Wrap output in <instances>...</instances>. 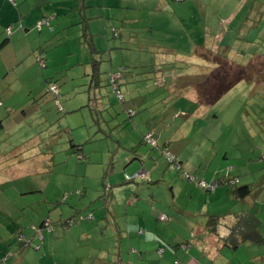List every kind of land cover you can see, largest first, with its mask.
<instances>
[{"label":"rangeland","instance_id":"obj_1","mask_svg":"<svg viewBox=\"0 0 264 264\" xmlns=\"http://www.w3.org/2000/svg\"><path fill=\"white\" fill-rule=\"evenodd\" d=\"M204 1L208 5L214 1L222 3ZM94 3L85 9V14L91 18L90 31L100 52L98 85H91L92 57L77 23L78 12L62 11L54 30L45 27L41 33L45 69L38 68L35 60L32 63L25 48L14 59L10 54L0 59V264H214L204 248L197 251L201 244L213 243L203 238L209 234L197 224L203 225L206 215L251 208L253 198L234 200L222 187L216 194L193 189L188 198L189 186L183 175L194 171L187 166L177 170L166 161V153L143 142V136L150 128H157L154 139L158 146L162 148L168 138L172 139L173 146L189 156L190 167L204 166L203 160H207L205 167L213 162L209 178L213 173L219 178L232 165L235 167L230 177H238L237 186L250 184L252 191L264 188V80L242 81L215 104L199 105L189 117L194 105L180 99L179 105L170 106L168 84L159 87L156 83H162L163 76L158 78L152 72L154 80L150 83H155L154 88L137 90L147 87L148 75L144 72L151 71L148 65L157 61L151 52V37L144 34L147 25L123 24L128 11L122 8L137 4L136 13L129 11V18L139 17L144 22L146 17L156 19V3L163 8L171 4L166 0H100L101 9L107 12L105 19L104 13L99 17ZM65 6L72 5L66 2ZM260 12L264 14L261 10L250 11V15L255 17ZM253 21V40L235 45L238 52L260 50L264 55V19ZM207 26L208 31L218 29L215 24ZM113 30H118L121 37L114 38ZM131 30L136 41L129 37ZM159 32H154L155 39L162 37ZM23 43L17 47H23ZM177 46L178 51L192 48L189 42ZM238 58L240 61L242 55ZM168 63L174 68L171 79L180 87L187 83V77H181L186 74L185 69L189 75V70L195 73L197 67L199 72L202 67L210 68L196 62H191L193 68L177 65L174 60ZM260 66L264 68V63ZM120 69H125L121 86L124 103L118 100L108 80L109 73ZM200 79L201 75L194 82ZM49 85L57 86V97L49 92ZM154 89L161 98L149 105L143 95ZM128 91L132 92V100L125 95ZM129 112L139 118H130ZM168 115L177 121L172 126L164 121ZM73 145L82 146V150ZM169 153L173 155L172 150ZM225 153L229 160H220ZM133 154L150 156L145 164L150 172L146 182L134 176L136 165L130 162L136 158ZM153 160L161 162L162 172L149 170ZM237 160L246 165L241 167ZM194 173L202 178L207 170ZM127 175L133 182L126 181ZM174 185L176 191L172 193ZM150 192L154 198H146ZM262 194L257 199L264 222ZM136 195L143 196V201L137 202L139 209L128 208L127 200ZM111 196L116 204L111 205ZM151 206L159 211L156 219L145 215L155 217ZM133 212L143 216L145 232L141 235L140 227H133L134 220L128 218ZM160 212L170 219L160 221ZM79 215L93 219H80L71 227L65 224ZM45 222L47 227H41ZM25 242L29 244L21 250ZM182 243L191 245L188 251L180 248ZM160 250L164 251L162 255ZM228 253L232 264L264 263L256 261L258 255L264 256V246Z\"/></svg>","mask_w":264,"mask_h":264},{"label":"trees","instance_id":"obj_2","mask_svg":"<svg viewBox=\"0 0 264 264\" xmlns=\"http://www.w3.org/2000/svg\"><path fill=\"white\" fill-rule=\"evenodd\" d=\"M8 2V4L12 7L17 9L18 6L20 7L21 4L23 3V1L25 0H6ZM31 3V0H27ZM34 1V0H33ZM171 5L173 4L172 2L175 0H167ZM186 1H192L193 3L196 2L198 4H201V7H203V3H205L204 0H181V2H186ZM222 3H215L212 2L211 4H206L205 3V14L204 11L203 12V16L204 18L198 17H192V14H196V9L195 10H187L189 17L187 18V22L183 23V26L185 29H193L192 27V23L191 21H193L195 23V28L199 27V30H203V31H208V24L211 25H216L218 27V29L214 30H210L213 31L212 35L213 37L216 36L217 34V41L215 42H210V43H201V42H189L191 43V45H195L197 47V49H202V47H205V52L203 53L204 55H201L203 59H207L208 61H210L211 63H213L216 66V69L214 71H212L211 73L206 74V76L204 75V77H202L203 75H201V79L196 82V91L198 93V98H199V104L194 106V111L190 112L191 114H189V117H193V113L197 110V108H199V105H206L209 106L211 104H215L216 102H218L219 100H221V98H223V96H225V94H227L228 91H230L234 86H236L238 83L242 82V81H246V80H253L254 78H258L259 80L262 79L264 80V68L260 66V64L264 63V55L260 54V50H258V52H252L251 50L245 49L243 51H239L237 54L235 55L233 60L230 61L226 56L224 57L222 54V46H227L230 48V45H234L235 43H239V44H247L250 43V41L253 40L256 32H255V26H253V20H256L255 23L262 22L264 19V14L262 12H260V14H258L257 16L253 17V15H250V11H261L264 10V2L262 3L261 0H234L233 3H230L231 0H228L227 2H225L224 0H219ZM216 4H223L222 7L218 8L219 6H216L217 8H212V5H216ZM32 5V4H31ZM53 5H56V1L54 2V4L50 5V8H56L53 7ZM174 5V4H173ZM67 7V6H65ZM65 7H62V10L65 9ZM166 6H164L165 8ZM167 7H173V6H167ZM209 7V8H208ZM164 8L162 6H159L158 3H156L155 5V9L153 10V12L157 15L159 14H165L163 12ZM207 8L210 12H206ZM68 9V8H66ZM85 9L83 8L81 10L78 9V25L81 26L82 28V38L84 40V43L86 44L89 53L92 57V61L90 63V68H91V73H90V77H91V85L97 84L99 83V79L101 76V71H100V64L101 62L97 59V56L100 54V52L97 51V49L95 48V44H94V37L93 34L90 31V26H89V18L87 17V15L85 14ZM173 11L167 10L166 12H170L173 13V15L177 16L176 18H182L183 19V14L184 12L186 13V10H183L181 7L175 8L173 7ZM202 9V8H201ZM207 15H211V17L213 18H209L207 17ZM48 16V17H47ZM60 15H53V13H49L48 15H44L43 17H41V19L36 20L35 25L29 28H25L23 29V26L21 24V21H19L18 26L24 31V43L23 45L29 42L31 45H33V47L31 48L30 46V50H29V55H31L32 57V63L35 60L36 64L38 66V68L40 69H45L46 68V59L44 58V49H42V35L41 33L43 32L44 28H49L50 31L54 30V24L56 22V19L59 18ZM32 20V17L29 19L28 24L30 25ZM189 20V21H188ZM131 20H126L125 22H123L124 26L126 25V23L131 24ZM31 26V25H30ZM14 26L13 25H9L7 27H5V33H6V37H11L12 36V28ZM212 27V26H211ZM211 27L209 29H211ZM19 28V29H20ZM132 28V27H131ZM150 27H146L143 30L148 32V34H146L147 36L151 37V32H149ZM152 28V27H151ZM158 30L157 28H155L154 32ZM160 32L159 34H162L161 38H153L151 37L149 40V43L151 44V52L153 54V57L156 58L157 64H151L150 66L148 65V67L151 69L150 72H146L148 74V77L146 78V85L147 87H143L137 90H148V89H152V86L154 88L155 83H150L153 82L154 80V75L152 72L155 71H164V79L162 83H157V85L160 87L161 85H165V83L168 84V86H170L174 81V79L170 76L173 72V67H171L172 64H169L168 62L170 60H174L175 63V59L174 58H170L168 57V53L174 52V51H178L177 50V45L180 42H184L183 39H186V35L184 36V34H178L176 33L175 35H166V33L164 32V30L161 31V29H159ZM177 30H183L182 27H178ZM133 30H131V32H129L130 38L135 40L132 35ZM14 32V31H13ZM14 34V33H13ZM112 35L114 38H118L121 37V33L118 30H113L112 31ZM229 35H231V37H229ZM27 36V37H26ZM30 36H31V41H30ZM172 37V38H171ZM198 37V36H195ZM201 37V36H200ZM28 40V41H27ZM21 41V42H23ZM136 41V40H135ZM137 41H140V35H138ZM20 43V41H17L15 44H13V49L14 51L12 52H8L6 54H0V59H3L4 57H9L12 56L11 58L14 59L17 56V52H19V47H17V45ZM46 43V42H45ZM177 43V44H176ZM8 45V41H1L0 42V50L2 49V47H6ZM15 47L17 49V52L15 50ZM3 48V49H4ZM243 49V48H242ZM214 50H218V51H214ZM242 55V58L239 61L240 55ZM244 56V58H243ZM165 58V59H161V58ZM168 57V58H166ZM172 57V56H171ZM259 60H261L260 64L258 63ZM245 61V62H243ZM176 64V63H175ZM179 64V62H178ZM191 62L189 64H186L188 66H190ZM259 64V65H258ZM193 65V64H192ZM192 65L190 67H192ZM206 65V63H205ZM187 66V67H188ZM169 67V68H167ZM189 67V69H190ZM193 68V67H192ZM199 69V68H197ZM125 69H120L118 72L116 73H109V82L110 84L114 87V91L117 94V98L119 101H121L122 103L125 102V98L124 95L121 93V86H122V80L124 77V71ZM186 72V80H187V84L185 83L183 86L187 85V87L191 84L194 83V81H197V79L200 77V75H196V72L193 73L192 71L189 70L190 74L188 75V69ZM166 74V75H165ZM197 76V78H195L193 81L189 82L188 78ZM168 80V81H167ZM148 83H150V85H148ZM0 84H2V81L0 82ZM177 84V83H176ZM181 88L178 86L177 90H175L176 94H168V97H171V104L170 106H176L177 104L179 105L181 100L180 99H185L182 98L181 95L179 94V91H181ZM154 90L146 92L143 96L147 97L144 98L145 103L147 104H151L154 101H157L158 99H160L161 97H159L160 94H157L156 92H154ZM49 92L51 94H53L54 96H58V88L56 85H49ZM153 92V93H152ZM150 94H154L149 96ZM142 96V97H143ZM149 96V97H148ZM154 97V98H153ZM148 98H151V100H148ZM154 100V101H153ZM188 102V101H186ZM186 102L184 104H186ZM128 115L130 116V118L135 117V115H137L135 112L131 113L129 112ZM132 115V116H131ZM180 115H184L183 112L180 113ZM192 119V118H191ZM177 122L174 120V123ZM192 122V121H191ZM1 126H2V122H1ZM149 139H151V142L148 141ZM143 142L145 143H149L152 147L156 148L157 147V142L156 140L153 138L152 133L147 134L144 137ZM73 147H79L78 151L82 150V146H77V145H73ZM160 151V150H159ZM162 152V151H161ZM166 153V154H165ZM162 154H165L167 156L168 159H166L167 162H169V164H172V166H174L177 170H183V165L184 163L177 160V158L174 155H171L170 153H168V151L166 149L163 150ZM81 155V154H79ZM172 157V159L170 158ZM81 158H84L83 155H81ZM150 158V156L147 157V159ZM161 162L158 161H154L153 164L151 165V169L152 171L156 172L158 170H160V172H162V170L164 169V167L161 166ZM168 165V163H167ZM170 166V165H169ZM149 169V170H151ZM149 172V171H148ZM231 174V170H229L228 168H226L224 170V173L221 174V176L219 178L216 177V179H212V180H205L203 178H199L197 177L196 173H186L183 175V180L186 181L187 183H193L196 185V189H201L203 190L205 193H215L217 192L218 187H222L225 190H227L228 194L230 195V197L234 200H240V201H244L246 199H250L253 198L254 199V205L252 204V207L250 208V206L248 208H245L241 211L235 212V211H227L226 214H216V215H209L207 217L206 222L202 225V224H197V226H201L205 229V231H207V233L209 235L207 236H213L211 237V240L214 241L211 246L207 243H203L201 244L197 249L198 252H200L201 248H204L205 251L208 252V255L214 259V264H227L230 263L232 264V262H230L229 257L230 254L228 253V251L231 252H238V250L242 249V248H256V247H263L264 246V234L262 232L263 226H264V222L262 220V218L260 217L259 213H260V209H258V205H260L259 202H257L256 198L259 194L264 193V188H259L256 191H252L250 184H244L241 186H237V184L239 183L238 181V177H230ZM194 175V176H193ZM189 177H194V179L192 178H188ZM127 182H133V178H130L127 175L126 178ZM202 181L207 182L208 184L211 183H217V187L215 190H207L203 187L200 186V183ZM126 183V182H125ZM260 185L257 186V188ZM172 187V193H174ZM150 189V188H148ZM112 201H111V205L112 204H116V202H114V198L112 197ZM146 198H154V195L150 192V194L146 197ZM142 199V200H140ZM139 201H143V197L136 195V196H130L129 201L127 200L126 205L130 206L128 208H131L133 205L134 208L133 209H139V207L137 206V202ZM64 202H67V200H64ZM63 202V203H64ZM151 210H152V215L155 216V212L154 211H158L157 208H155L154 206H151ZM178 211H182L180 207L177 208ZM81 212V211H80ZM78 212V214L80 213ZM154 212V213H153ZM159 212V211H158ZM263 211H261L262 213ZM137 215L136 219L138 221V224L133 225L136 226L137 228H139L138 230V234H142L144 231V227H142V222H141V218L143 216H139L137 212H135ZM145 213V211H144ZM145 215L151 219V218H155V217H151V215H149V213H145ZM88 218V220H92L93 216H78L76 218H72L69 221H67L65 224L69 227L74 226V222L79 221L80 219H86ZM146 219V218H145ZM166 221L170 219V217L166 214H163L160 212L159 214V220L160 221ZM41 227H47L46 222L42 223ZM68 227V228H69ZM102 235H105L102 232ZM206 235V234H204ZM206 236V237H207ZM29 243L25 242L23 243V246L21 247V250L23 248H25L26 246H28ZM160 245V244H159ZM191 245L189 243H182V245L180 246V248H184L185 251L189 250V247ZM163 250H160V255L163 254ZM228 257V260H226V258ZM220 260H223V262H221ZM261 260L264 261V256L263 255H258L256 258V261L258 263L261 262ZM264 264V263H263Z\"/></svg>","mask_w":264,"mask_h":264},{"label":"crops","instance_id":"obj_3","mask_svg":"<svg viewBox=\"0 0 264 264\" xmlns=\"http://www.w3.org/2000/svg\"><path fill=\"white\" fill-rule=\"evenodd\" d=\"M55 1H56V6H55L56 8L55 9L54 8L51 9L50 5L54 4ZM66 2L70 3L72 6L65 7ZM93 2H95L94 4L97 5V10H98V12L100 14L99 17H102V14L104 13L103 15H104V18H105L107 16L106 15L107 12H105V11L103 12V9H101L100 0H96V1H94V0H34V1L31 0V3L29 1H27V0H25V1H23V3L21 4L20 7L18 6L17 9L12 8L8 4V2L6 0H0V42L2 40L3 41L4 40L8 41V45L5 48L2 47V49L0 50V54H2V53L6 54L8 52H11V49L14 51V49L12 48L13 44H15L17 41L21 42L25 38L24 37V35H25L24 31L18 26V24H19L18 22L19 21H21L23 29L29 28V27L34 26L36 20L41 19V17H43L44 15H48L49 13H53V15H56V14L60 15L62 13V11H64V10H68V12H70V13L72 11H74L76 13L78 11V9L81 10L83 8H86V9L92 8ZM172 3L174 5L172 4L170 6H173V7L177 8V9H178V7H181L183 10H186V13L184 12V14L182 16L183 19L181 17L180 18H176L177 16L173 15V13L166 12L167 10H170V11L174 10L173 7L170 8V7H167V5H165L166 7L163 10V12L165 14H159V15L156 14V17H155L156 19H151V17H146L145 18L146 21L142 22L139 17L129 18V11H134L136 13V9H137V4H136L133 8H122V9H125V10L128 11V14H127V16H125L123 22H125L126 20L129 19V20L133 21L135 24H145V25H147V27H150L149 28L150 29L149 32H151V37L154 35V30H155V28L158 25V29H161V31L164 30V32L168 36L169 35H175L176 33L181 34V35L184 34V36L186 35L187 36L186 39L185 40L183 39L184 42L197 41V42H201V43H207V42L210 43V42L217 41V37H216L217 34H216L215 37H213L212 33L211 34L209 33L210 30L209 31H203V30H199V27L195 28V23L193 21H191V23H192L191 24L192 25L191 28H193V29H190V30L189 29H185L184 26H183V23L187 22L186 20L189 17V14H188L187 10H192L193 11V10L196 9V14H192V16L190 18H192V17L204 18L202 11H204V14H205V10H206L205 3H203V7H201V4H198L196 2L193 3L192 1L181 2V0H175ZM62 5H63V8L65 7V9H63V10H62ZM159 6H161V5H159ZM216 6H219L218 8H220V7L223 6V4H221V5L220 4L212 5V8H214V7L217 8ZM66 8H68V9H66ZM69 9H72V10H69ZM105 10H106V7H105ZM73 15H75V14H73ZM31 17H32V20H31V23H30L31 26H30V25H27V24H28V21H29V19ZM207 17L213 18V17H211V15H209V16L207 15ZM105 19H107V18H105ZM9 25H13L14 27L12 28V36L8 38V37H6L7 35L5 33V27H7ZM179 26L182 27L183 30H177ZM144 34H148V32H145ZM210 35L213 38H211ZM195 36H198V37H195ZM199 36H201V37H199ZM129 37H130V35H129ZM30 46H31V48L33 47V45H31L29 42L27 44L25 42L23 47H19L20 48L19 51L25 48V50L27 52H29ZM237 49H238V47L234 44V45H230V48L227 47V46H222L221 51H222V54H223L224 57L226 56L230 61H232L234 56L238 55L237 54L238 53ZM15 50L17 52L16 47H15ZM205 50H206L205 47L204 48L202 47V49H199V48L197 49V47L195 45H193L192 48L189 51H174V52L170 51V53H168L169 54L168 57L171 58V59L174 58L175 59V63L177 65L186 66V67L188 66L186 64H189L190 61L191 62H196V64H200V65L202 64L204 66H205V63L208 64L210 66V68L202 67V69H203L202 72H199L200 69H197V71H196V75H203L202 77H204V75L206 76V74L211 73L212 71H214L216 69V66L213 63H211L210 61H205V59L202 58L201 55H204L203 53L205 52ZM214 51L216 52L218 50H214ZM168 57H166V58H168ZM243 58H244V56H243ZM178 62H179V64H178ZM123 71H125V70H123ZM146 72H150V70L144 72V74L148 75ZM155 76L158 77V78H160L162 76L164 77V73L161 70L160 71H155ZM181 77H186V75H182ZM178 80H179V75H177V81ZM177 87H178V85L176 84V82H173L170 86H168L167 89L169 90V94H172V95L176 94L175 90H177ZM183 87H185L186 90L184 88H181V91H179V94L181 95V97L185 98L186 100H189L188 102L192 103L193 105L194 104L198 105L199 104V98H198L199 96H198V93L196 91V82L191 83L188 87H187V85H185ZM230 91H228L227 94ZM131 94H132V92L128 91L125 95L128 96V98H130L132 100ZM227 94H225V96ZM148 100H151V98H148ZM200 106H204V105H200ZM135 117L139 118V115H135ZM174 120H175V118H172L171 115H168L167 117L164 118V121H168L170 126L174 125ZM156 129L154 130V128H150L149 130H147V133L143 136V140H144V137L147 134H150V133H152L153 138H155ZM176 142H177V140H176ZM173 143H175V141L173 142L172 139L168 138V140L165 141V143H164L165 144L164 147H162V148L159 147L158 146V142H157V147L156 148L158 150L162 151V152H163L164 149H166L168 151V153H169L170 150H172V153L177 158V160L183 162L184 163L183 167L187 166V168L189 170H192L194 172H200V171H203V170H207V173L202 177L206 181L207 180L209 181V180H212V179H216V177L214 176V173L211 175L210 178H209V175H208L209 171L212 170V167L214 165L213 162L208 163L207 167H205V162L207 160H203L202 161V163H203L202 165H204V166H201V164H198L197 166L190 167V165H189V163H190L189 162L190 161L189 156L188 155H187V157L184 156L183 155L184 151L181 150V149H176V146H173ZM137 147H140V146L138 145ZM133 155L136 158L131 159L130 162L134 161V163L136 165L135 169H136L137 173L134 174V176L136 175V177H141L142 180L144 182H146L145 180H148V178L150 176V172H148L147 169L145 168V164H147L146 162L150 158L147 159L146 155L142 156L143 154L142 155L133 154ZM227 155H228V153L223 154L222 158H220V160H229ZM153 162H154V160H153ZM153 162H152V164H153ZM236 162H238V164L241 167H244L246 165V163H243V162L238 161V160ZM221 167L222 166L220 165L219 168H221ZM229 167L231 168V170H233L232 168H234L235 166L230 165ZM149 169H151V168H149ZM247 170H249V168H247ZM186 173H190V172L187 171ZM252 179H253V177H252ZM186 184L189 186V190H188V193H186V196L188 198H191V192H192L191 190H193V189L196 190V185L193 184V183H187V182H186ZM173 187H174L173 191L174 190L176 191V185H174ZM183 190H184V188H183ZM141 197H143V196H141ZM140 200H142V199H140ZM246 200H244V201H246ZM252 200L254 201V199H252ZM256 201L258 202V199ZM134 206L135 205H133L131 208H134ZM253 206L255 207L254 203H253ZM128 207H130V206H128ZM154 212H155V214L157 213L156 211H154ZM186 212H188V211L186 210ZM133 214H136V213L133 212L131 214V216H129L128 218H129V220L132 218V221L134 220L133 221L134 225L135 224L137 225L138 224V221L136 219L137 215L135 217V215H133ZM202 216H204V215H202ZM205 217H206V219H204V220L206 221L208 215H206ZM165 221H166V219H165ZM198 227H200L201 231L206 232L205 229L203 227H201L200 225ZM262 232L264 234V227L262 229ZM206 236L207 235H204L203 238L206 239V240H211L210 236H207V237ZM80 239H81V236H80ZM105 260H107V259H105Z\"/></svg>","mask_w":264,"mask_h":264},{"label":"built area","instance_id":"obj_4","mask_svg":"<svg viewBox=\"0 0 264 264\" xmlns=\"http://www.w3.org/2000/svg\"><path fill=\"white\" fill-rule=\"evenodd\" d=\"M148 141L151 142V139H149ZM170 158L172 159V157H170ZM188 178H192V179H194V177H189V176H188ZM200 186L203 187V188H205V189H207V190H212V191H213V190L216 189V187H217V183L215 182V183L208 184L207 182L202 181V182L200 183Z\"/></svg>","mask_w":264,"mask_h":264}]
</instances>
